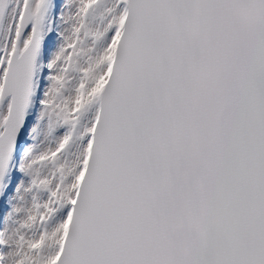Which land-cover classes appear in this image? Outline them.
<instances>
[{
	"label": "snow or ice",
	"instance_id": "obj_1",
	"mask_svg": "<svg viewBox=\"0 0 264 264\" xmlns=\"http://www.w3.org/2000/svg\"><path fill=\"white\" fill-rule=\"evenodd\" d=\"M0 264H264V0H0Z\"/></svg>",
	"mask_w": 264,
	"mask_h": 264
}]
</instances>
